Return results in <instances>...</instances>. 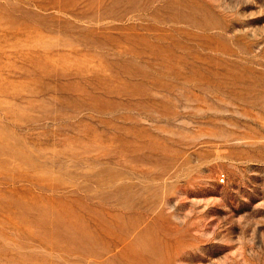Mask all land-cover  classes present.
I'll list each match as a JSON object with an SVG mask.
<instances>
[{
    "label": "rangeland",
    "instance_id": "374dc122",
    "mask_svg": "<svg viewBox=\"0 0 264 264\" xmlns=\"http://www.w3.org/2000/svg\"><path fill=\"white\" fill-rule=\"evenodd\" d=\"M0 264H264V0H0Z\"/></svg>",
    "mask_w": 264,
    "mask_h": 264
},
{
    "label": "built area",
    "instance_id": "2783aa9c",
    "mask_svg": "<svg viewBox=\"0 0 264 264\" xmlns=\"http://www.w3.org/2000/svg\"><path fill=\"white\" fill-rule=\"evenodd\" d=\"M221 179H222V181H224L225 180L224 176H222Z\"/></svg>",
    "mask_w": 264,
    "mask_h": 264
}]
</instances>
